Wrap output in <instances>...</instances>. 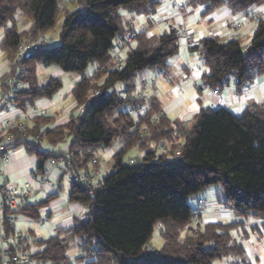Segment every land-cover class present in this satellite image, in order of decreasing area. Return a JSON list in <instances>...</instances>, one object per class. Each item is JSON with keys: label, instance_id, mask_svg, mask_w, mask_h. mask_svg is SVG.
<instances>
[{"label": "trees", "instance_id": "trees-1", "mask_svg": "<svg viewBox=\"0 0 264 264\" xmlns=\"http://www.w3.org/2000/svg\"><path fill=\"white\" fill-rule=\"evenodd\" d=\"M61 1L0 0V49L10 69L25 68L21 77L25 86L14 96L12 107L25 111L61 91L60 80L49 77L46 84L38 83L39 65L78 75L70 95L76 106L86 104L82 114L70 115L59 126L51 127L53 119L46 115L34 118L28 132L39 140L18 148L35 156V172L42 174L43 164L61 153L42 150L44 140L51 146L69 140L65 173L87 171L98 147L110 148L116 139L122 147L111 157V173L100 179L90 195L71 186L68 201L85 207V219H75L70 228L47 239L26 235L38 249L32 255L36 264H68L67 252L75 242L83 252L82 260H88L85 264H213L226 257L242 259L244 248L233 232L241 230L246 236L245 222L253 219L260 224L251 232L264 234V105H252L238 116L224 107L203 108L184 124L170 121L155 97L130 100V94L142 88H136L141 73L165 74L168 60L178 53L179 38L173 27L160 35L141 31L122 68L113 70L112 44L130 27L119 10L152 15L161 0H71L77 9L65 10L56 41L16 60L20 44L33 42L54 26ZM186 5H203L205 14L222 7L244 12L264 6V0H187ZM17 14L31 23L22 33H17L14 22ZM256 22L246 48L236 38L223 41L214 36L189 46L208 71L202 80L210 90H221L230 77L241 89L264 74V19ZM143 106L145 114L135 117L133 113ZM162 143L170 146L165 153L148 149L149 144ZM130 149L142 155L126 164L123 157ZM212 185L222 187V205L237 222L206 224L193 212L198 208L186 199ZM41 205L19 206L7 214L37 221ZM195 217L198 222L192 226ZM158 227L162 245L154 249L149 244ZM12 231L7 222L6 234Z\"/></svg>", "mask_w": 264, "mask_h": 264}, {"label": "crops", "instance_id": "crops-1", "mask_svg": "<svg viewBox=\"0 0 264 264\" xmlns=\"http://www.w3.org/2000/svg\"><path fill=\"white\" fill-rule=\"evenodd\" d=\"M172 1H174L176 8L171 7L169 3L170 0H161L160 5L152 15H136L126 12L123 17L129 26L135 29V31H146L149 36L160 35L165 32L160 24L162 20L168 23V25H172V27L182 28L187 37L192 41L193 45L197 44L205 37L214 36L223 41L236 38L240 41V45L246 48L256 30L257 22L255 19L246 18L245 14L248 11H262V8L264 7H251L244 12H235L222 7L205 14V7L203 5L192 7L186 5L187 0H184V2L178 0ZM14 22L18 28L17 33L24 32L31 25L30 22L26 23L19 14L14 16ZM2 37L3 33L0 29V42ZM178 53L180 54L178 55ZM178 53L168 60V68L165 71L164 77L156 79L158 93L155 96V99L162 112L170 121L187 124L203 108L215 109L218 107H224L232 114L238 116L252 105H264V74L241 89H237L236 86L229 81L228 85L224 86L218 91V94L215 95L213 94L214 90H210L203 83L202 78L208 74V71L202 66L199 55L191 54L189 46L185 44L183 39L179 40ZM51 67L52 66H48V68ZM8 68L9 61L0 49V80L3 78ZM42 68H46V66L39 65L37 67V72ZM58 70L59 71H55V73L53 75L51 74L49 77L57 80H59L58 77H63L66 88L65 94L59 92L58 100H60L64 106L60 107L61 111L58 110L57 107L60 106L58 103L56 106L50 105V102H52L51 99H53L51 98L48 100V107L43 106V108L39 109L46 111V116L52 117L53 125L51 124V127L62 125L68 120L70 115L75 113L73 111L75 110L76 103L72 99L70 93L74 84L80 79L76 74L72 77V75L67 73L63 75L62 73L64 72L59 68ZM88 72L90 75L91 71L89 70ZM143 73L140 74V76H143H141L138 83L136 81L137 89L142 87V81H147L156 77L155 72L146 71V73ZM185 75H191L192 80L185 81L182 87H178V83L182 81L183 76ZM49 109L51 110V114L47 113L49 112ZM18 114V109H13V111H9L0 116V127L3 122L16 119ZM32 122L33 120H31L29 124L31 125ZM18 149L19 148L12 153L11 162L3 166L1 172L5 175L8 182L22 185L28 182L29 173L35 172L37 159L30 154H28L30 157L22 156L17 152ZM42 150L55 152L47 149ZM66 150L67 147L60 151L63 153ZM117 152L113 151L111 148L98 147L94 154L97 162L100 157L102 163H107L111 162V157ZM141 155L140 152L137 151L136 157ZM99 165V162L96 166L88 165L89 171H95L94 178L97 184L100 181L99 173L101 168ZM10 178H14V180H11ZM71 186L72 183L70 181L69 173L58 176L55 171H51L47 176L45 183H39V185H37L38 191L30 196L27 201L28 205L42 203L38 211L40 218L37 222L41 220L43 214L45 215L44 217L49 219V221L53 220L52 227L47 229V238L53 237L58 230L70 228L75 219L83 220L86 217L87 211L85 207L68 201ZM38 196H40V198H38ZM49 197L51 198L48 199ZM221 213L222 214L217 218L210 212H205L204 216L200 213V210H198L201 220L206 224L218 222L219 219H228L229 216L232 215V212L230 213L229 210L227 212L222 210ZM233 217H235L234 214L231 219H233ZM17 219L26 220V222L33 221L31 218L21 215H19ZM236 219L229 223L237 222L238 219ZM259 224V221L249 219L245 222V228L247 230L249 226L253 227ZM234 232V239L243 245V258L236 259L226 257L215 260L213 264H264V234L250 233L247 231V235L245 236L241 230H236ZM24 234L28 237L30 236L34 238L35 236V238H39L32 230H29L28 233ZM28 245L33 253L38 251V249L32 245L31 239L28 241ZM68 252H71L70 256L67 254L68 264H85L88 262L86 259L82 260L83 252L79 248L78 243L75 242Z\"/></svg>", "mask_w": 264, "mask_h": 264}, {"label": "built area", "instance_id": "built-area-1", "mask_svg": "<svg viewBox=\"0 0 264 264\" xmlns=\"http://www.w3.org/2000/svg\"><path fill=\"white\" fill-rule=\"evenodd\" d=\"M169 3L171 7L176 8L174 1L170 0ZM262 9V11L256 12L248 11L245 17L255 19L256 21L264 19V7ZM168 29H172V27H168ZM174 30L179 40H186L187 46L193 45L182 28ZM136 35L137 31L130 26L124 33H119L116 36L110 50L113 70H120L122 68L126 53ZM55 41L53 37L40 35L32 43L20 44L15 51L14 57L16 60L22 59V57L27 56L32 51L50 45ZM24 71L25 68L22 65H16L13 69L8 68L1 79L3 87L0 88V112L6 110V113H8L9 108L14 109L12 107L14 96L25 86L21 81ZM164 75L163 73H158L155 75L156 77L142 81V88L131 93L129 96L130 100L141 99L145 101L155 97L158 93L156 79L164 77ZM188 80H192L191 75L183 76L182 81L178 83V87H182L184 82ZM229 81L236 86L237 82L234 78L230 77ZM229 81L223 83L222 87L227 86ZM213 94L217 95L218 90H214ZM85 107L86 104L78 106L76 112L82 114ZM146 109V106H143L138 112L133 113V115L135 117L143 116ZM18 113L16 119L5 121L0 127V264H36V261L32 258L33 252L27 248L29 240L26 234L14 228V222L19 215L13 216L9 213L7 214V211H15L19 206L28 205L27 201L30 196L38 191L37 185L39 183L44 184L51 171H55L58 176L66 174L65 172L70 163L69 155L63 152L59 154L58 158L49 159L43 164L42 174L30 172L27 183L20 185L8 182L5 175L1 172V168L11 162L12 153L20 144H32L39 140L38 135H31L28 132L30 127L29 122L34 118L46 115V111L36 108H30L25 111L18 110ZM157 148L161 153H165L170 149V146L167 143H162ZM133 161L129 160L130 163H133ZM97 163V159L94 158L91 160L90 165L96 166ZM69 174L72 185L81 187L87 195L92 193L93 187L98 186L94 178L95 171L87 170ZM7 222L13 228L10 234H6L5 232V224Z\"/></svg>", "mask_w": 264, "mask_h": 264}, {"label": "rangeland", "instance_id": "rangeland-1", "mask_svg": "<svg viewBox=\"0 0 264 264\" xmlns=\"http://www.w3.org/2000/svg\"><path fill=\"white\" fill-rule=\"evenodd\" d=\"M180 2H184V0H178ZM61 12L59 13V15L57 16L56 18V21H55V24L54 26L50 29V31L47 33V34H44V36L46 37H53V38H57L58 36V33L60 31V27H61V24H62V21L64 19V12L65 10L67 11H70V12H74L76 9H77V5L75 4V1L71 3V0H62L61 1ZM199 7V6H198ZM119 14L121 15L122 17V20L123 22L126 24V25H129L125 18L123 16H125L126 14V11L124 10H119ZM23 20H25L26 23H28L29 21L27 19H24L22 17ZM160 24L162 25V28L167 31L168 27H172V25H168V23H166L165 21H162L160 22ZM173 28L176 29V27L173 26ZM29 29V28H27ZM141 31L137 32V33H140ZM38 38V37H37ZM36 38V39H37ZM35 39V40H36ZM34 40V41H35ZM33 41V42H34ZM185 41V44H187L186 40ZM32 43V42H30ZM180 53H178L179 55ZM55 71H59L57 66H52L51 68H42L41 70H39L37 72V79H38V83L40 85H44L46 84L49 76L52 74L55 73ZM62 73V72H61ZM146 73V72H145ZM63 75L65 73H62ZM69 75H72V77L75 76L74 73H67ZM144 74V73H143ZM143 76V75H141ZM141 76L139 75L138 79H137V83L138 81L140 80ZM59 80L62 82V89H61V93L63 92L65 94V83L63 81V77H58ZM102 82V79L100 81H98V83L100 84ZM58 96L59 94H57L55 97H53L52 102H50V105H54L56 106V104L58 103V106L57 109L61 111V106H64L60 100H58ZM70 101V100H69ZM60 102V103H59ZM36 109H41L43 108V106H46L48 107L49 106V103H48V100L47 99H41V100H38L35 105H34ZM81 106V105H80ZM78 106L75 107V110L73 112L76 113L77 111V108ZM10 112L13 111L12 108H9L8 109ZM55 110V109H54ZM53 110V112H54ZM48 114H51V110L49 109V112H47ZM72 113V112H71ZM6 114V110L5 111H1L0 112V116ZM47 114V115H48ZM68 142L69 140L67 139L64 143H59L55 146H51L47 143V141H42V143L40 144V148L42 149H47V150H53L55 152L57 151H60V150H64L67 146H68ZM121 146H122V143H121V140L120 139H116L112 146L110 147L113 151L117 152L121 149ZM148 149H158L157 148V145L155 144H149L148 145ZM19 154H21L22 156H27V157H30L28 155V153L25 151V149L23 147H20L17 151ZM136 153H137V150L136 149H130L123 157V161L124 163H128V159L130 158H134L136 157ZM142 152H140V155H141ZM140 157V156H139ZM101 158L99 157L98 158V162H99V167L101 168V171L99 173V179H102L103 177L107 176L108 174L111 173V162H107V163H102ZM11 180H14V178H10ZM222 197H223V189L220 185H212V186H209L207 187L206 189L198 192L197 194H194L190 197H188L186 199L187 203L191 206V207H195V208H198V210H200V213L202 215L205 216V212H210L211 214H213L215 217L218 218V216L220 214H222V210L227 212L228 210L222 205ZM38 198H40V196H38ZM198 210H195L193 212L195 213H198ZM194 213V214H195ZM231 213V212H230ZM233 215V213H231ZM231 216H229L228 219H223V220H220L219 219V223H229V222H233L236 218L233 217V219H231ZM45 215L43 214L42 217H41V220L40 221H31V222H26V220H20V219H17L16 218V221L14 222V228L15 230H20L21 232L23 233H28L29 230H32L35 234H37V236L39 238H47L48 237V231L47 229H50V227H52V223H53V220H50L47 219L46 217H44ZM193 220V225L192 226H195L194 223H196V221L198 222V219L195 217ZM237 220V219H236ZM203 222V220H202ZM250 226L247 228V231L251 233V230H250ZM160 227L156 228L153 232V236H152V240L149 244V247L151 248H154V249H159L162 245V240L160 238ZM184 233H182L181 237L184 236ZM235 235V232H233V236ZM68 256L71 255V252H68L67 253Z\"/></svg>", "mask_w": 264, "mask_h": 264}]
</instances>
